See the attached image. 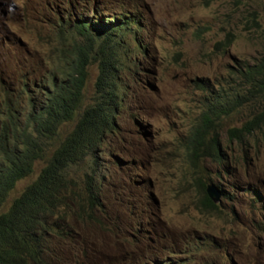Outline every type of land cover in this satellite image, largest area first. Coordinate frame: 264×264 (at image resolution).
Returning <instances> with one entry per match:
<instances>
[{"label": "rangeland", "instance_id": "obj_1", "mask_svg": "<svg viewBox=\"0 0 264 264\" xmlns=\"http://www.w3.org/2000/svg\"><path fill=\"white\" fill-rule=\"evenodd\" d=\"M91 5L110 17L139 12L144 19L138 36L147 54L135 51L141 70L123 75L116 128L100 153L97 220L61 210L43 238L47 261L264 264V128L241 143L227 136L229 128L262 110L264 96L221 118L223 161L199 158L194 167L186 150L187 135L205 108L200 86L226 85L240 65L264 54V0H0V77L13 83L10 100L19 89V68L32 62L35 75L42 76L67 15ZM96 74L89 66L87 97ZM5 101L0 88V106ZM43 165L36 161L16 182L4 209ZM78 170L79 179L83 169ZM200 170L202 181L209 178L228 194L217 210L199 204Z\"/></svg>", "mask_w": 264, "mask_h": 264}, {"label": "trees", "instance_id": "obj_2", "mask_svg": "<svg viewBox=\"0 0 264 264\" xmlns=\"http://www.w3.org/2000/svg\"><path fill=\"white\" fill-rule=\"evenodd\" d=\"M67 24L59 28L43 75L31 78V70L18 76L15 99L10 100L13 83L5 84L0 77L6 94L0 106V264H48L43 238L53 231V218L65 208L80 219H94L91 210L100 206L95 193L102 178L100 151L106 135L115 131L113 115L123 97L120 75L140 69L132 58L135 51L146 54L142 40L133 47L127 39L139 33L134 29L140 24L137 15L110 17L93 5L69 13ZM89 66H95L97 74L87 97ZM233 77L216 88L200 86L205 91V108L186 143L194 167L199 158L223 161L221 118L264 96V54L252 64L240 65ZM263 128L264 107L240 127L229 128L227 136L241 143L246 135ZM38 160L44 165L36 179L4 209L16 182L28 176ZM79 168L83 170L78 179L74 174ZM206 184L201 176L196 180L199 204L206 211L217 210L205 192ZM222 195L228 197L223 190Z\"/></svg>", "mask_w": 264, "mask_h": 264}, {"label": "clouds", "instance_id": "obj_3", "mask_svg": "<svg viewBox=\"0 0 264 264\" xmlns=\"http://www.w3.org/2000/svg\"><path fill=\"white\" fill-rule=\"evenodd\" d=\"M76 2V1H75ZM77 3V2H76ZM85 8L83 9V10H80V11H86L87 9L89 10V9H91V7H93V5H91V6H88V7H86V6H84ZM98 7V6H97ZM9 11H13V9L10 7L9 8ZM79 11V12H80ZM78 13V12H77ZM66 14V13H65ZM105 14V13H104ZM121 14H125V15H127V16H129V15H137V16H139L140 17V24L139 25H135L134 26V29L135 30H141V28H142V21H143V19L144 18H142L140 15V13L139 12H137V11H131V10H126V11H121V12H119V13H117V15H121ZM67 15V14H66ZM106 15V14H105ZM116 15V16H117ZM113 17V16H112ZM67 20H68V15H67V18L64 20L66 23H67ZM67 25L68 24H66V26H64L65 28L67 27ZM139 33H137V34H135V35H127V39H128V42H129V44L131 45V46H135V44L137 43V40L138 41H140V40H142L141 38H139ZM143 41V40H142ZM143 44H144V47H145V51H146V54H147V50H146V43L143 41ZM17 47L19 48V49H21V51H23L24 50V48H25V45L23 44V43H19L18 45H17ZM132 47V48H133ZM140 53V52H139ZM140 54H142V53H140ZM137 55V53L135 54V52H134V54H133V56H132V58H134V60H135V56ZM143 55V54H142ZM135 62H137V60H135ZM139 63V62H138ZM50 64V59H49V62L47 61L46 62V64L43 66V69H42V71L44 72V70L47 68V66ZM32 62H29V64L28 65H26L25 64V69H21V68H19V70L17 71V73H19L18 74V76H20V75H22V74H25L26 72H30L31 70H33V74H30V77L32 78V77H38L37 75H35V68L32 66ZM139 67H140V64H139ZM141 70V67H140V69L138 70V71H140ZM131 73L130 71H127V70H124V71H122L121 72V75H120V79H121V83L123 84V89H122V95H123V97H124V91H125V86H124V83H123V75L125 74V73ZM133 72H136V71H133ZM203 90V89H202ZM204 91V90H203ZM122 97V98H123ZM122 98L119 100V104H120V101L122 100ZM204 100H205V91H204ZM204 103H205V101H204ZM119 106V105H118ZM118 108V107H117ZM117 110V109H116ZM203 111V110H202ZM116 112V111H115ZM115 114V113H114ZM201 114V113H200ZM114 116V115H113ZM115 117V116H114ZM114 121H115V118H114ZM115 128H116V122H115ZM115 130V129H114ZM113 133V132H112ZM111 134V133H110ZM109 135V134H108ZM188 136V135H187ZM107 138V135H106V137H105V139ZM101 150H102V147H101ZM101 152V151H100ZM102 174V173H101ZM36 179V178H35ZM34 179V180H35ZM101 180V179H100ZM99 180V181H100ZM209 183H211V184H214L218 189H219V191H220V194H221V198L222 197H224L223 195H222V190L223 191H225L223 188H221L219 185H217V184H215L214 182H207V184H209ZM206 184V185H207ZM29 185V184H28ZM206 185H205V188H206ZM75 190V192H78V190L79 189H77V188H74ZM205 192H206V190H205ZM226 192V191H225ZM95 193H97V195H98V197H99V194H98V192H95ZM227 193V192H226ZM207 194V193H206ZM150 196H151V198L154 200V202L155 203H158V200L156 199V197L154 196V194L153 193H150ZM208 196V195H207ZM209 198V197H208ZM225 198V197H224ZM228 198V197H227ZM210 199V198H209ZM7 200V199H6ZM211 200V199H210ZM99 202H100V198H99V200H98ZM213 203H215L216 205L218 204V203H220V201H221V199H220V201L219 202H214L213 200H211ZM100 206H101V202H100ZM99 206V207H100ZM70 209L71 208H73V210L74 211H76L77 210V208L76 207H71L70 206V204H69V206H68ZM99 207H97V208H99ZM7 208V207H6ZM97 208H93L92 210H91V212L93 213V211L94 210H96ZM72 212V211H71ZM78 213V212H77ZM76 214V213H75ZM77 215V214H76ZM78 216V215H77ZM93 216H94V214H93ZM83 220H86V219H83ZM97 220V218L94 216V219L93 220H88V221H92V222H95ZM55 232V231H54ZM50 233V232H49ZM60 233V232H59ZM48 235V234H47ZM44 236H46V235H44ZM43 246H44V259H45V261L48 263V264H53V260H51L50 259V263L47 261V257H46V252H47V248H46V246L44 245V243H43ZM55 256V255H54ZM56 257V256H55ZM58 258V257H57ZM255 264H262V263H255Z\"/></svg>", "mask_w": 264, "mask_h": 264}, {"label": "water", "instance_id": "obj_4", "mask_svg": "<svg viewBox=\"0 0 264 264\" xmlns=\"http://www.w3.org/2000/svg\"><path fill=\"white\" fill-rule=\"evenodd\" d=\"M206 193L208 195V197L213 200L214 202H219L221 199V194L219 189L214 185V184H207L206 185Z\"/></svg>", "mask_w": 264, "mask_h": 264}]
</instances>
